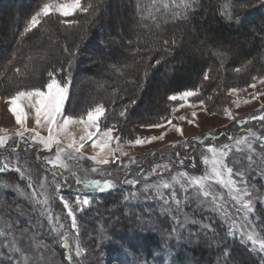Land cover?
I'll return each mask as SVG.
<instances>
[{
  "label": "trees",
  "instance_id": "obj_1",
  "mask_svg": "<svg viewBox=\"0 0 264 264\" xmlns=\"http://www.w3.org/2000/svg\"><path fill=\"white\" fill-rule=\"evenodd\" d=\"M10 1L15 5L18 3L16 7L22 11L23 15L19 16L22 19L20 20L21 23L16 22L17 25L10 31L8 47L3 55L4 61L0 65V73H10L12 71L15 74L16 68L23 69L22 66L29 58H27L29 52L34 53L37 48L33 44V37L40 30L41 32L44 31L45 34L42 35L43 41L41 40V42L46 43L50 38H55L57 51H54V49L46 51L45 56L47 58L42 61L40 67L37 70L35 68L30 69L26 78L23 75L18 76L19 79L16 83V77L12 78V82L9 75L7 77L1 76L0 96L10 95L20 87H40L46 84L49 69L67 68L68 61L72 60V66L67 72L56 74L57 79H63L69 74L71 76L70 96L67 100L66 113L80 116L95 104L103 103L106 114L101 118L100 126L106 128L115 125L116 129H120L118 131L120 138L124 140L132 138L131 118L136 116L134 115L135 110L146 87L152 81L157 82L159 74L163 73L166 77L162 85L165 91L163 90L162 93L161 109L154 112L151 118L142 119L139 117V121L142 120L141 123H155V121L166 116L172 103H175L168 100V96L172 93L195 88L202 89L205 85L207 92L202 89V93L206 92L211 95L212 90L208 83L215 84L218 80L222 81V78H224V82L227 81L226 86H228L234 75L231 74L232 78H228L230 75L227 73V79L221 76L222 71L225 69L220 63L223 60L209 53L212 51L216 54L219 45L230 47L235 43L233 55L236 56L238 61L237 65L233 67L246 66L249 70L248 73L253 71L261 73L264 71V0H235L234 8L228 9L232 12L231 20L222 14L219 7L226 2H231V0H198V7L189 20L167 24H163L161 21V28L155 27L149 20H140L137 14V0H127L128 10L132 15L130 18L132 30L129 27L130 35L127 38H130V40H126V43L130 45L129 41L132 40L131 43L134 42L135 45L139 42L138 45L141 50L139 53L134 54L133 49L125 56L126 58L129 56L131 63L120 60L124 56H121L115 46L116 44L110 46L106 39V37H114L115 32H111L110 28L108 29L110 26L107 23L102 24L103 20L101 19L104 12H109L113 0H93L98 5V13L93 18H89L86 14L77 13L74 19L80 21L79 27L68 28L60 23L57 16L52 15L44 18L40 26L23 38L20 35L23 31V21L44 0ZM142 2L147 3L148 0H142ZM102 9L104 12H102ZM7 12L9 13L10 10ZM100 27H105L106 36L104 32L103 34L100 32ZM3 29L4 27L0 28V36L4 34ZM180 31L183 32L184 39L178 36ZM172 39L177 41L176 45H172L171 50L168 48V51H165L163 41ZM185 39L187 40L185 41ZM20 43H24V48H27V55L24 54V48H19ZM150 44H154L155 47ZM65 45L69 49L68 53L63 51ZM77 45H79V48L76 56L73 57L71 52L77 48ZM191 46L192 48L199 47L201 49L196 54L192 52L188 54ZM205 46L210 48V51L204 49L203 53L202 50ZM147 47L154 49L152 52H148ZM162 47L164 48L162 49ZM88 50H91V54L86 56L85 52ZM149 55L154 60L147 59ZM95 56L104 57L106 63L95 68L96 63L92 60L93 58L95 60ZM142 57L145 58L141 62ZM176 59H184L185 65H182L181 61H176ZM156 60H160V64L157 65ZM187 64L188 68L185 69ZM114 65L117 67L127 65L124 74L120 75L115 72ZM205 71H209L207 82L204 81ZM80 72L91 77L93 81L102 83V85L94 89V94L89 99L74 105V97L78 95L76 79ZM232 83L236 84L237 82ZM156 85L153 84V87L156 88ZM114 90H116L115 94ZM132 100H135L136 104L131 105ZM126 105L131 106L128 107L126 115L121 117L119 113ZM231 124L236 127L237 131L241 130L238 135L232 127L225 126L218 131L213 130L202 135L188 137L181 143L182 145L179 148L163 147L154 152V155H147L141 161L152 162L151 166L146 164L147 167H144V165L138 167L137 170H140V173L138 172L139 177L144 178L135 186L124 183L133 174L134 177L137 176V170L130 165L123 166V168L115 170V173L99 179L93 178L91 174L80 172L72 164H70V170L65 171L58 167L54 168L45 159L37 157L36 160H38L42 171L61 185L60 191L70 202L77 197L91 199L89 206L84 208L83 211L77 212V225L81 228L82 236L85 240L87 239L88 243L97 244L100 242L103 244L101 251L107 250L112 255L111 264H137L136 258L132 254L133 248L139 250L137 255L141 261L146 260L147 264H158L157 261H153V256L159 257L161 255H163L165 261H170L171 264H223L225 257L222 253L226 249L231 250L229 264H261L254 252H251L250 248L241 239L227 235L229 228L223 221L224 216L220 215L214 208L202 207L200 204L194 203L193 199H189V201L182 203V211L177 212L176 208L171 205L172 214L169 215L163 211L165 208L164 202L159 199L155 189L148 192L143 191L146 184L157 185L152 175L147 173L157 164L179 165L182 166L181 168L188 170L198 164L195 155L200 149H205L207 145L218 146V139L223 135L235 134L238 137L239 134H248L249 131L255 132L257 129H263L264 121L258 120L257 125H254L255 128L251 127L253 123L248 125L242 119L235 120ZM185 143H187V147H185ZM257 145L256 151L257 153L260 152L259 155H261L263 151L261 143L257 142ZM20 146L21 144L18 141L12 145L7 144L5 147H0V153L8 152L11 154L17 152L20 150ZM34 147L38 150L39 146ZM247 152V148H244L241 153L243 154L241 155L243 162L247 161ZM169 153L175 155L174 160H171V162L169 158H166ZM182 160L183 164L180 163ZM163 170L158 168V172L162 176H164ZM259 170L258 168L250 170L255 177V179H252L254 182L251 180V183L257 185L259 189H261V184L263 186L261 190L264 191V175L259 174L261 172ZM10 173L9 178L14 179L10 183L11 185L7 188L0 186V230H3L7 223L15 225L19 221V225L14 229L17 233L27 227L29 231L26 237L34 236L37 242L47 246L55 244V247H59L62 264H69L65 257L69 254L73 256L74 239L68 230L71 227V221L65 209L64 212L62 208L54 210L56 198H53V194H55L53 189L49 191V196L52 195L50 196L49 211L54 216L52 220H57L56 225L49 224L42 214V209L22 197V194L15 187H12L16 185L14 181L15 178L19 179V175L15 172ZM0 176L5 175L1 174ZM77 179H80L81 183L78 184ZM104 179H111L115 187L100 192L91 184V181H103ZM132 192H136L138 196L125 200L124 197ZM160 193L165 199L170 196L169 189H160ZM180 193L182 191L177 192V194ZM179 198L183 199V196H179ZM73 206L75 208V205ZM263 214H261V221L257 219L256 223L258 227L263 225L260 227L262 233H264ZM59 215L61 216L58 218ZM173 216L177 217L179 223L173 219ZM63 217H65V220ZM140 219H146L148 223H140ZM192 221L197 223L193 224ZM59 222H63L64 227L61 236L67 234V248L64 247L65 241L59 238L61 236L57 235V231H52L53 228L58 229ZM179 225H183V227ZM201 225H210V228L204 229L201 228ZM174 227L176 232L171 231ZM109 238L114 242H109ZM5 239V236L0 235V244ZM23 240L24 238L20 239V246H22ZM29 241L32 243L31 240ZM6 251L8 250L0 247V252ZM0 259L4 258L0 257ZM75 263L73 257L72 264ZM5 264H7L6 260Z\"/></svg>",
  "mask_w": 264,
  "mask_h": 264
},
{
  "label": "snow or ice",
  "instance_id": "obj_2",
  "mask_svg": "<svg viewBox=\"0 0 264 264\" xmlns=\"http://www.w3.org/2000/svg\"><path fill=\"white\" fill-rule=\"evenodd\" d=\"M235 0L231 2H226L220 5V10L223 15L227 16L229 20L232 18V12L228 9L234 8ZM198 7V0H148L147 3L142 2V0H137V14L140 20H149L152 25L157 28H161L162 24H167L169 22L176 21H187L190 19L191 15L195 12ZM99 8L93 0H44L38 7L31 17L27 20L26 25L23 31L20 33L23 38L28 33L32 32L38 26L42 24L44 18L58 14L60 23L68 28L79 27L80 21L77 19H69V17H74L76 13L86 14L89 18L95 17L98 13ZM175 46L177 41L172 39L164 40L163 45L165 46V51H168V45ZM131 44V41H129ZM79 45L77 48L71 52L73 57L76 56ZM63 51L65 53L69 52L67 45L64 46ZM141 50L139 48L134 49V54L139 53ZM222 55V54H221ZM15 58V54H14ZM47 57H42L46 59ZM30 61L32 57L28 58ZM160 60H156V64H160ZM72 66V60L68 61V67L64 68H53L47 71V83L40 87H20L18 90L14 91L10 95L0 96V99L8 106V111L15 118V123L18 126L14 131L10 132L7 128H0V147H5L8 144L9 139L14 135L22 140H25V143L31 141L32 143H38L43 147L44 150L51 151L55 149V155L52 158L45 157V160L48 164L52 165L54 168H60L65 171L70 170V161L79 162L81 160L87 159L93 162V167L91 168L92 172L100 171L99 166L109 165L110 163L115 164L117 162L123 163L120 161V157L127 156L128 153L124 152L120 144V136L114 135L116 131V126L112 125L106 128L101 129L100 121L106 114V109L103 103H97L94 107H90L85 114L80 116L68 115L65 114V101L69 95V87L71 84L70 74L63 79H57V73L67 72ZM127 68V65L120 67L113 66L115 72L120 75L124 74V70ZM29 65H25L23 69L16 68L15 72L17 75H23L25 78L28 75ZM237 72L241 71L240 68L236 69ZM4 73H0V76H3ZM204 79H209V71L204 72ZM253 83L248 87L256 89L257 83L264 85V75L253 76ZM239 89L231 88L229 89L230 94H235ZM116 90H114V94ZM200 93V89L196 88L195 90L189 89L184 90L168 96V100L171 102H187L188 98L196 97ZM264 95V92L253 91L251 94L252 99H257L259 96ZM210 98V97H209ZM246 103L248 101H245ZM199 105H204V100L198 101ZM136 104L135 100L131 101V105ZM131 105H126L119 113L121 117H124L128 111V107ZM180 107L184 106V103L179 104ZM195 107V105H191ZM177 108L173 107L172 112H176ZM261 111H264V105L261 106ZM224 114L230 120H235L232 112L228 107H224ZM33 116L35 127L29 128L27 126L28 116ZM192 116L195 117L196 113L193 112ZM180 119H185V117H180ZM251 119H259L264 121V115L259 117L252 116ZM165 122L171 127L175 128L177 133L182 134V129L172 123V118H161L159 123L145 125V127L150 128H161L164 126ZM191 123L192 121H188ZM72 126H79L82 134L77 139L73 132L69 129ZM40 128L47 129V135H41V132L38 130ZM27 134V137H26ZM255 134L249 131L248 136H243L234 140V143L229 145L225 144L219 148L214 145H208L206 152L210 154L202 156V161L206 166V171L203 175L200 176H191L188 172H179L171 177L170 181H161L157 185H145L143 191L148 192L155 189L159 199L163 200L165 208L163 211L172 214L171 205H174L177 212L182 211L181 205L183 202L190 199L189 193L191 191V198L196 201H200L203 205L209 203L214 209L219 212L222 216L225 217L226 222L229 223L228 236H235L237 230L240 232V237L242 242L251 244V252H255L260 255L261 264H264V234L257 231L255 221L249 219L250 214L255 212V203L252 199V191L255 188V185H249L246 182V175L248 169H241L239 171H234V168L229 166L226 162V158L229 156V153L233 148L237 152H242L244 148H247L249 155L247 156L248 168L253 167V155L256 149L253 147V142H250V138ZM164 133H161L160 136H152L145 138H136L134 141H127L129 144L141 145L145 143H150L152 140L163 139ZM63 137V139H62ZM232 140V137H229ZM257 140L260 141L262 149H264V136H257ZM91 142L93 153L91 155L85 156L82 151L87 142ZM113 143L116 144L113 147ZM175 146V145H172ZM185 143V147H187ZM31 147V144H29ZM119 153V155H117ZM179 155V154H177ZM130 163H134L135 159L131 158ZM183 164V160L180 161ZM170 165L165 164L162 167L168 168ZM261 170L259 174L264 175V155L259 157V162L255 165ZM10 167H13L8 162H3L0 164V174H3L9 170ZM160 165L153 167L152 173H155ZM14 171L19 174L21 179L27 177L28 183L27 188L31 189L29 194V199L33 200L35 205L42 208V214L46 215L49 221L52 220L51 212L48 210L49 198L44 192L46 186V179L41 180L40 183V192L36 191V188L32 182L31 175L29 170L22 169L19 166L14 167ZM103 174V173H102ZM151 174V173H150ZM108 175H111L110 173ZM239 177V181L233 177ZM147 178V177H146ZM77 183H81L80 179H77ZM124 183L130 185H137L138 181L135 179L125 180ZM91 184L98 189L100 192H105L111 190L115 187L114 182L111 179H104L103 181L94 180L91 181ZM179 185L181 191L184 193L183 201L179 198L177 192L175 191L174 186ZM219 185L220 187L227 190L228 197L236 204L239 205L240 210L243 211V223H239L232 219L230 213L226 207V202L224 200V195L215 191V186ZM0 186L9 187L10 183L7 181H0ZM16 190H20L18 185L12 186ZM56 189L59 190L61 185L56 183ZM160 189H172L170 196L165 199L164 196L160 193ZM43 196V199L40 197ZM137 196L136 192L129 193L124 197L125 200H128L130 197L135 198ZM64 208L67 209L68 216L71 217L72 224L71 227L74 230L79 231L77 225V211H83L84 208L90 205L91 200L88 197L83 199L77 197L74 201L75 208L73 204H70L68 200L64 199L63 196L60 197ZM174 220H177V217L173 216ZM193 224L197 223L192 221ZM19 225V221L15 225L12 223H7L3 230H0V235L6 237V239L0 244V247L7 249L6 252H0V264H34L32 256L30 253L25 252V250L20 246V239H23L28 233L29 229L27 227L23 228L18 233L14 230L16 226ZM251 225V227H248ZM183 227V225H179ZM60 228H63V225H60ZM201 228L207 229L210 228V225H201ZM53 232H56L57 229L53 228ZM172 232H176L174 227ZM191 236V234H190ZM10 237V239H8ZM29 240L33 243V248L39 253L41 248H47L46 244H42L35 240V237H29ZM62 241H65L64 247L67 248L66 243L67 234L65 233L60 237ZM109 242H114L109 238ZM166 243V242H165ZM164 251L163 249H161ZM138 249L133 248L132 254L136 258L137 264H147V261H141L137 255ZM86 253V249L81 246L79 240L77 239L75 245V257L80 258ZM127 255V254H126ZM222 255L225 257L223 264H229L231 259V250L226 249ZM42 260L43 257L40 256ZM69 264H72L73 256L71 254L65 257ZM153 261H157L158 264H171L170 261H165L163 255L157 257L153 256Z\"/></svg>",
  "mask_w": 264,
  "mask_h": 264
},
{
  "label": "rangeland",
  "instance_id": "obj_3",
  "mask_svg": "<svg viewBox=\"0 0 264 264\" xmlns=\"http://www.w3.org/2000/svg\"><path fill=\"white\" fill-rule=\"evenodd\" d=\"M16 5L18 6V3H16ZM16 5L13 2H11L10 0H2L0 2V19H1L0 28L4 27V29H3L4 34L0 36V65H2L3 61H4L3 55H4V52L6 51V48L8 47L7 44L9 42L8 40H9L10 31L12 30V28L15 27V25H17L16 22L21 23L20 20H22L19 18V16H22L23 13H22V11H20V9H17L18 7H16ZM38 7L23 21V23H22L23 29L26 25L27 20L31 17V15L36 10H38ZM8 10H10L9 13L7 12ZM102 12H104L103 9H102ZM54 16H57L59 21H60V19H63V18L59 17L58 14H56ZM131 17H132V15H131V12L128 10L127 0H113L111 3V6H110L109 12H104L103 18L101 19V20H103L102 24L107 23L108 26H110V27H108V29L110 28L111 32H113V31L115 32L114 37H106V39H107V42L110 46H112L113 44L114 45L116 44L115 46L119 50L121 56H124V57H121L120 60H122V61L124 60L125 63H131L132 62L129 59V56H128V58H126L125 56L128 55V53H130V51H132L133 49L140 48V46L138 45L139 42H138V44H135V45H134V42H132L130 45H128L126 43V40L127 41L130 40V38L128 39L127 37H129V35H130L129 27H131V20H130ZM72 18H74V17H69V19H72ZM100 28H101L100 32L102 34L104 32V35L106 36L105 31H104L105 27H100ZM130 30H132V27L130 28ZM42 35H45L44 31L41 32V30H40L39 32H36L35 36L33 37V44L37 47L36 50L34 51V53L32 51H30L28 54V52L26 51L27 48H24V46H23L24 43H20V45H18L20 49L24 48V54H26V55L28 54L27 58L32 57L31 61L29 59H27L26 63L24 64V66L26 64L29 65V70L33 69V68H35L37 70L38 67H40V65L42 64V61L45 60V59H42V57H45L46 51L53 50V49H54V51H57L55 38L54 39L50 38V40L47 41L46 43H44V42L42 43L41 42V40L43 41ZM59 35H60V33H59ZM178 36H180V38L182 37L184 39V35H183L182 31H180L178 33ZM186 40L187 39H185V41ZM170 42H171V40H170ZM170 44L168 45V48H170L169 50H171V48L173 47L172 45L170 46ZM150 45L152 47H155L154 44L153 45L150 44ZM234 46H235V43H233V46H230V47L228 45H222V46L219 45L218 46L219 50L216 54L214 52L210 51V48H208L206 46L202 50L203 53H204V49L209 50L210 52L209 51L208 52L210 54L215 55V57L221 58L223 60L220 63H222V66H224L225 69L222 71L223 74L221 73V76H223V77H225V79H227V73H228V75H230V76H228V78L231 77V74L234 75V76H232L233 78L231 77L233 80L229 81L228 86H226L227 81L224 82L223 81L224 78H222V81L218 80V82H216L215 84L208 83V86H210V88L212 90L211 95L206 93L207 92L206 88H205L206 86L203 85L202 89L205 90L206 92L202 93L203 90L200 89L199 95L196 97L188 98L187 102H175V103L171 102L172 105L170 106V108L168 110V114L166 116H164V118H166V119L172 118V123L179 126L182 129V134L177 133L175 131V128L171 127L166 122H165L164 126L161 128L145 127V125L159 123L161 120L155 121V123H141L142 120L139 121V117L142 119L143 118L144 119L151 118L152 114L154 112L161 109L162 93L164 90L162 85L164 84L165 78H166L165 74L162 73L161 75L160 74L158 75V81L157 82L152 81L150 83V85H148V87H146L144 93L142 94V96L138 102V107L136 108L135 113H134V115H136V116H135V118L132 117L131 118L132 122H130V130L133 133L132 138H130L128 140H124L121 138V140H120V144L122 146L123 151L128 153L127 156L120 157V161H122L123 163L117 162L115 164L110 163L109 165L99 166L100 171L95 172V173L91 171V168L94 165H93V162L90 160L84 159V160H81L79 162L70 161L69 163L74 165L80 172H83L86 174H91L93 176V178L103 179L109 173L113 174L116 172L115 170L123 168V166L125 167L126 165H130V166L134 167L136 170L138 169L139 166H142V165H144V167H147L146 164H149V166H151L152 162L148 163L146 161H141V160L149 154L154 155V152H156L158 149L163 148V147L170 146L172 148H179L182 145L181 143L185 139H187L188 137L195 136V135H202V134H205L206 132H210L213 130L218 131L219 129L224 128L225 126H230V127H232V129L236 130V127L231 124L235 120L242 119V120L246 121L248 125L253 123V125L251 127L255 128L254 125H257L259 119L253 120V119H251V117L252 116L259 117L261 115H264V111H261V106L264 105V95L259 96L257 99H252L251 94L253 93V91L264 92V85L257 83L255 90L252 89L251 87H248V86L251 83H253V81H252L253 76L264 75V71L261 73H258V71H253L251 73H248L249 70H247L248 68H246V66L245 67H242V66L241 67H233L234 65H237V61H238L236 56L233 55ZM152 47H147L148 52H152V50L154 49ZM163 48L164 47H162V49ZM200 49L201 48H199V47L198 48H195V47L192 48V46H191L189 48L188 54H190V52L196 54L199 52ZM212 49H214V48H212ZM90 51L91 50H88L87 52H85V55L88 56V54H91ZM223 51H224V53H223ZM145 52H147V51L145 50ZM203 56H204V54H203ZM145 57H147V56H145ZM103 58L104 57H102V56H95V60H94V58L92 59L93 62L95 61V63H96L95 68L100 64L104 65L106 63ZM144 58L142 57L141 62L144 60ZM147 59L154 60V58L151 55H149ZM176 61H181L182 65H185L184 59L183 60L176 59ZM24 66H22V67L24 68ZM220 66H221V64H220ZM228 66H232V67H228ZM187 68H188V64L186 65L185 69H187ZM237 68H240L241 71L237 72L236 71ZM8 75L11 77L12 82H13L12 78L16 77V81L14 80L15 83L19 79L18 76H21V75H17L16 73L14 74L12 71L10 73H4L3 76L7 77ZM76 80H77V91H78L77 93H78V95H76V97H74V99H75L74 105L82 103L83 101L89 99L91 96H93L94 89L101 87V85H102V83H100L98 81H93L91 77L86 76L81 72L77 76ZM234 80H236V81H234ZM204 81L207 82L208 80L204 79ZM232 82H237V83L235 84ZM153 84H155V85L157 84L156 88L153 87ZM224 84H225V86H224ZM231 88H236V89H239L240 91H238L235 94H230L229 89H231ZM195 89H192V90H195ZM179 92H181V91H179ZM175 93H178V92H175ZM175 93H172V94H175ZM172 94H170V95H172ZM69 96L70 95H68V98H69ZM68 98L65 101V114H67L66 113V105H67ZM199 100H204L205 103L203 106L199 105V103H198ZM245 101H248V102L246 103ZM180 103H184V106L180 107L179 106ZM191 105H195V107H191ZM173 107L177 108L176 112H172ZM224 107H228L230 109L233 116L235 117V120L228 119V117L223 112ZM193 112L196 113L195 117L192 116ZM68 115H70V114H68ZM180 117H185V119L182 120V119H180ZM250 120H251V122H250ZM188 121H192V122L189 123ZM26 123H27V126L29 128L35 127V122H34L33 116H31V115L28 116ZM17 127L18 126L15 123V118L8 111L7 104L4 102V100L0 99V128H7V129H9L10 132H12ZM101 129H103V127H101ZM38 130L41 132V135H47V129L46 128H40ZM69 130L74 133V135L77 139L82 134L79 126H72V127H70ZM119 130H120L119 128L116 129V131L114 132V135H119V132H118ZM240 131L241 130H239V131L236 130V134L238 135V133ZM161 133H164L163 139L152 140L150 143H145V144H141V145H135V144L127 143V141H134L138 137L145 138V137H152V136H160ZM252 133H254L255 135L250 138V142H253V147L257 150V147H256V146H258L257 142L260 143V141L257 140L256 137L257 136H264V125H263V129L262 128L257 129L255 132H252ZM248 134H244V133L239 134L238 137L235 134L223 135L220 139H218L219 142H217V145L218 144L219 145L216 147L219 148V146L221 147L225 144L231 145L234 143L235 139H238V138L243 137V136H248ZM26 137H27V134H26ZM229 137H232L233 139L230 140ZM62 139H63V137H62ZM17 141L21 144V146L19 147L20 148L19 151L11 153V154L8 152L0 153V164H2L3 162H8L10 165L13 166V167H10L7 172L3 173L5 176H0V181H7L9 183H12V181L14 179L9 178V176H11L10 172H15L14 171L15 166H19L22 169H27V170H29V174L31 175L32 182H33L37 192L41 191V189H40L41 180L46 179L47 183H46L44 192L46 193V195L49 198V203H50V199H51L50 196H52L51 194L49 196V191L51 189H53V191L55 193V194H53V198L54 199L56 198V203H54V207H55L54 210H57V209L60 210L62 208V210L64 212L65 208H64L62 201L60 200V197L63 196L64 199H66L68 201H69V199H67L63 195V193L60 191V188H59V190L56 189L55 185L57 182L55 181V179H53V178L51 179L47 173L43 172L38 160H36L37 157H39L41 159H45V157H48V158L54 157L55 149L53 148L51 151L44 150L43 147L41 145H39L38 143H32L31 141H29L28 143H25V140H22L18 137H15L14 135L9 139L8 144L12 145L14 142H17ZM29 144H31V147H29ZM36 145L39 146L38 150L35 149V147L33 148V146H36ZM172 145H175V146H172ZM112 146L115 147L116 144L113 143ZM198 146H200V145H198ZM200 148H202V147H200ZM206 149H207V147L205 149L202 148L199 151H197L195 158L198 160L197 161L198 164H195L194 167L189 168L188 170L181 168L182 166H179V165L178 166H171L169 164L170 166L168 168H163L162 166L164 164L163 165L157 164V165L161 166L160 168L164 169L162 171L164 176L160 175L158 170L155 173H152L153 168H151L147 173L148 174L151 173L152 178L155 180V182L157 184H159L161 181H170L171 177L173 175L179 173V172H188L189 175H191V176L203 175L204 172L206 171V166L202 161V156H204V155L210 156V154L206 152ZM82 151L84 152L85 156L91 155L93 153V149H92L90 141L86 143V145ZM255 152H256V154H252L254 162H253V167L250 169L248 168V160L243 162L242 161L243 158H241V155H243V154H241L242 152H237L235 150V148H233L231 150V152L229 153V156L226 158V162L229 164V166L234 168V171H239L242 168L248 169L245 179L249 185H253L251 183V180L255 179L252 171H250V170L251 169L252 170L257 169V167L255 165H256V163L259 162V156L264 155V149H263L261 155H259L260 152L259 153H257V151H255ZM117 155H119V153H117ZM247 155H249V153ZM149 156H151V155H149ZM162 156H164V155H162ZM131 158L135 159L134 163L129 162V160ZM166 158H169V161L171 162V160H174L175 155H174V153H169L168 155H166ZM118 164H120V165H118ZM258 170H259V168H258ZM136 172H137V174H136L137 176L134 177V174H133L131 177H129L128 180L135 179L138 182H140L144 178V177H139L140 170L139 171L137 170ZM148 174H145V175H148ZM156 175H157V177H156ZM18 177H19V179L15 178L14 182L16 183V185L19 186V189H20L19 192L22 194V197L26 198L27 200H30V202L35 205L34 201L28 198L29 194L31 193L32 190L27 188V183H28L27 177H25L24 179H21L20 176H18ZM233 178L236 179L237 181H239V179H240L239 177H236V176H234ZM174 188H175L176 192L181 191L179 185H175ZM260 188L261 189L263 188V186H261V184H260ZM261 189H259V187L257 185H255V188L252 191V199L255 203V212L253 214H250L249 219L252 221H255V223H257L258 220L261 221V217H262L261 214H263L264 191ZM171 191H172V189H169L170 193H171ZM215 191L218 193H222L224 195L226 207L230 213L231 218L235 219L238 222V224L243 223V220H242L243 211L240 210L239 205H236L228 197L227 190L220 187L219 185H216ZM178 196H183V198H184V193L182 192V193L178 194ZM189 196H190V199H192L191 198V191L189 193ZM40 199H43V196H41ZM75 200L76 199H73L72 202L69 201V203L74 205ZM181 200L183 201V199H181ZM52 202H54V201L52 200ZM185 202H183V203H185ZM193 202L194 203L196 202L198 205L200 204L202 207L208 206L210 209L214 208L209 203H205L202 205L200 203V201L193 200ZM172 206L175 207L174 205H172ZM47 207L49 210L50 205H48ZM65 211L68 214L67 209H65ZM77 212H79V211H77ZM77 212H76V214H77ZM51 215H52V213H51ZM44 216H45V218L49 224H51V223L53 225L57 224V222H56L57 220L49 221L48 217L46 215H44ZM60 216L61 215H59L58 218ZM53 218H54V216L52 215V219ZM68 218L70 219L71 224H72L71 217L68 216ZM63 219L65 220V217H63ZM223 221L226 223V225L229 228L230 221L226 222L225 217H224ZM139 222L140 223H148V220L140 219ZM62 223L61 222L58 223L59 227L57 229V233H58L57 235H59V236H61V234L63 233L64 227L60 228V225ZM259 226L261 227L263 225H259ZM248 227H251V225H249ZM260 227H258L256 225L258 232H261ZM78 229H79V231L77 232V230H74L72 227L68 228L71 236L74 239L73 257H74L75 262L78 264H111L110 259H111L112 255L109 254L107 250L101 251L103 244L100 242H98L97 244L88 243L87 239L85 240L83 238V236H82L83 232L79 226H78ZM262 234H264V233H262ZM235 236L237 238L241 239L239 230H237V233ZM77 239L79 240L81 246L86 249V253L80 258L75 257V245H76ZM22 242L23 243H22L21 247L25 250V252H28L31 254L34 261L36 262L35 264H62V258H61V253H60L59 247L58 246L55 247V244L54 245L52 244V246H48L47 248H41L39 250V253H38L36 250H34L33 243H31L29 241L28 237L25 236L24 240ZM244 244H246L247 247L251 249L252 246L250 243H244ZM254 254L257 256V258L260 261V255H258L255 252H254ZM40 256L43 257L42 260L40 259Z\"/></svg>",
  "mask_w": 264,
  "mask_h": 264
}]
</instances>
